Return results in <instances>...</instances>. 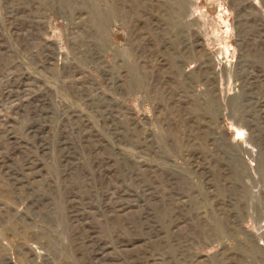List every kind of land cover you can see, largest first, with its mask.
<instances>
[{"label": "rangeland", "instance_id": "rangeland-1", "mask_svg": "<svg viewBox=\"0 0 264 264\" xmlns=\"http://www.w3.org/2000/svg\"><path fill=\"white\" fill-rule=\"evenodd\" d=\"M0 264H264V0H0Z\"/></svg>", "mask_w": 264, "mask_h": 264}]
</instances>
